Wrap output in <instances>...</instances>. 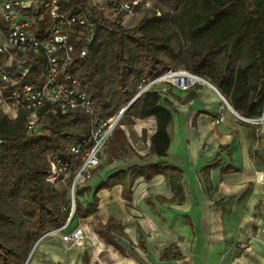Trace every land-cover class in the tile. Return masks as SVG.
Returning <instances> with one entry per match:
<instances>
[{
  "label": "crops",
  "instance_id": "obj_1",
  "mask_svg": "<svg viewBox=\"0 0 264 264\" xmlns=\"http://www.w3.org/2000/svg\"><path fill=\"white\" fill-rule=\"evenodd\" d=\"M159 88L173 114L165 154L152 151L154 116L120 123L78 190L67 230L81 225L83 243L47 232L27 264H264V120L217 123L209 83Z\"/></svg>",
  "mask_w": 264,
  "mask_h": 264
},
{
  "label": "trees",
  "instance_id": "obj_2",
  "mask_svg": "<svg viewBox=\"0 0 264 264\" xmlns=\"http://www.w3.org/2000/svg\"><path fill=\"white\" fill-rule=\"evenodd\" d=\"M152 2L150 10L137 8L120 28L92 9L89 52L75 63L73 73L99 116L107 118L127 105L144 78L186 70L213 83L240 115L262 117L264 0ZM161 99L159 87L148 90L120 123L154 116L158 127L152 151L164 155L173 114ZM40 121L41 129L29 135L25 110L10 118L0 109V264H25L38 239L69 218L67 190L55 189L46 179L48 157L75 159L70 147L88 136L90 116L82 108L58 114L42 110ZM116 132L123 134L120 128ZM81 215L76 203L74 218Z\"/></svg>",
  "mask_w": 264,
  "mask_h": 264
},
{
  "label": "built area",
  "instance_id": "obj_3",
  "mask_svg": "<svg viewBox=\"0 0 264 264\" xmlns=\"http://www.w3.org/2000/svg\"><path fill=\"white\" fill-rule=\"evenodd\" d=\"M152 3V0H0V14L4 17L0 19V109L10 118L25 110L29 135L41 129L42 110L58 114L82 108L90 116L88 136L70 147L75 159L58 154L48 157L46 179L55 189L67 190L69 204L65 209L69 210L70 219L50 232L59 234L68 248L80 247L86 234L81 225L67 230L76 210L77 188L92 179L93 170L106 157V146L131 102L103 119L73 73L75 63L89 52L92 9L104 12L120 28L137 8H149ZM122 11L124 18L119 16ZM28 12H32L33 18ZM44 13L50 16V22L36 33L32 30L33 19L43 23ZM195 78L186 70L160 72L153 78H144L137 95L162 85L188 90L206 83ZM216 90L220 99L215 115L217 123L226 119L227 112L246 123L264 120V116L251 119L233 112L226 97Z\"/></svg>",
  "mask_w": 264,
  "mask_h": 264
},
{
  "label": "rangeland",
  "instance_id": "obj_4",
  "mask_svg": "<svg viewBox=\"0 0 264 264\" xmlns=\"http://www.w3.org/2000/svg\"><path fill=\"white\" fill-rule=\"evenodd\" d=\"M1 1H3V0H1ZM155 4L154 3H152L151 4V7H153ZM151 7H149V8H146V9H148V10H150L151 9ZM146 9H144V10H146ZM21 10V9H20ZM23 12H26V11H24L23 10ZM144 12H140V13H138L139 14V16H141L142 14H143ZM27 15H29V17H31V18H33V16L31 15L32 14V12H28V13H26ZM44 22L43 23H40V22H38V20L37 19H33V22H32V30H34L36 33H38L39 31H40V29L41 28H43V26H45L47 23H49L50 22V16L49 15H47V14H45L44 13ZM0 19H4V17H3V15L2 14H0ZM201 81V80H200ZM117 132H116V130H115V133H114V135L116 134ZM109 144V143H108ZM108 144H107V146L106 147H108ZM87 184V183H86ZM85 185V184H84ZM83 186V185H82ZM80 187L81 186H79L78 188H77V198H76V203H78L79 202V198H78V190L80 189ZM75 215V214H74ZM73 220H75V218H74V216H73V219H72V221ZM68 221V220H67ZM74 223H75V221H74ZM50 232V231H49Z\"/></svg>",
  "mask_w": 264,
  "mask_h": 264
},
{
  "label": "water",
  "instance_id": "obj_5",
  "mask_svg": "<svg viewBox=\"0 0 264 264\" xmlns=\"http://www.w3.org/2000/svg\"><path fill=\"white\" fill-rule=\"evenodd\" d=\"M194 76L197 77V78H199V79H202V80L205 81L206 83H209V84L213 85L214 87H216V86H215L213 83H211L208 79H206V78H204V77H201V76H198V75H194ZM216 88H217V87H216ZM217 89H218V88H217ZM137 98H138V95H136V96L131 100V102H130V104H129L128 107H130V106L134 103V101H135ZM231 109L233 110V112L237 113L236 110H235L232 106H231ZM68 220H70V219H68ZM32 252H33V250H32L31 253L29 254V257H28V259L26 260L25 264H27V262H28L30 256L32 255Z\"/></svg>",
  "mask_w": 264,
  "mask_h": 264
},
{
  "label": "bare ground",
  "instance_id": "obj_6",
  "mask_svg": "<svg viewBox=\"0 0 264 264\" xmlns=\"http://www.w3.org/2000/svg\"><path fill=\"white\" fill-rule=\"evenodd\" d=\"M195 79L203 81L202 79H199V78H195Z\"/></svg>",
  "mask_w": 264,
  "mask_h": 264
}]
</instances>
